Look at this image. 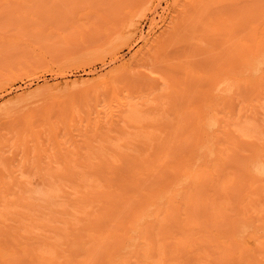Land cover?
<instances>
[{
  "label": "rangeland",
  "instance_id": "374dc122",
  "mask_svg": "<svg viewBox=\"0 0 264 264\" xmlns=\"http://www.w3.org/2000/svg\"><path fill=\"white\" fill-rule=\"evenodd\" d=\"M256 1L0 0V206L38 214L48 202L66 207L56 188L84 190L82 173L127 170L145 142L179 139L243 39L250 45L246 12ZM132 15L138 31L126 39ZM164 19L171 28L161 36ZM75 80L90 83H65ZM33 90L35 99H21Z\"/></svg>",
  "mask_w": 264,
  "mask_h": 264
},
{
  "label": "bare ground",
  "instance_id": "6f19581e",
  "mask_svg": "<svg viewBox=\"0 0 264 264\" xmlns=\"http://www.w3.org/2000/svg\"><path fill=\"white\" fill-rule=\"evenodd\" d=\"M246 13L250 45L243 39L226 79L203 92L179 139L145 142L127 170L65 176L83 185L95 179L83 192L71 185L48 190L66 207L48 202L49 213L38 214L33 206H0V224L15 223L0 229V264H264V0ZM130 18L126 39L138 31ZM161 27V36L171 28L166 19ZM36 91L21 99L31 101ZM52 220L64 225H48Z\"/></svg>",
  "mask_w": 264,
  "mask_h": 264
}]
</instances>
